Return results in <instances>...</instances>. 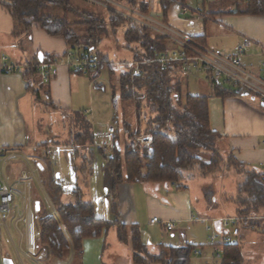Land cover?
Here are the masks:
<instances>
[{"label":"trees","instance_id":"obj_1","mask_svg":"<svg viewBox=\"0 0 264 264\" xmlns=\"http://www.w3.org/2000/svg\"><path fill=\"white\" fill-rule=\"evenodd\" d=\"M127 1L143 13L150 10L146 0ZM158 4L164 15L172 6L170 0H158ZM0 7L11 16L20 36L30 37L33 26H37L51 37L64 39L69 52L96 55L99 64L94 71L87 74L95 89H102L101 86H96L95 80L104 67L107 66L111 70L107 56L96 52L97 47L108 36L109 30L113 32L120 25L126 24L124 39L127 43L139 46L140 51L137 50L134 54L135 59L140 62L156 59L172 50L166 38L156 36L146 28L111 13L107 14L105 19L103 16L83 12L75 8L70 0H0ZM51 11L61 12V15ZM239 13L264 14V0H248L245 8ZM67 16L77 17L80 21L68 22ZM42 60L47 63L55 58L44 56ZM39 64L40 60L35 58L25 65L22 72L28 90L36 100L39 95V90L35 88L39 79ZM179 68L178 63H170L164 70H161L159 63H145L140 65L139 75L133 76L130 70L120 76L122 99L135 100L139 105L144 97L151 116L144 128L138 123V128L133 133L130 132L129 125L123 123V132L128 136L123 151L119 148L118 134L115 135L116 149L110 156L102 154L95 147L103 157V187L112 198L111 210L115 213L116 202L113 199L122 183H162L181 191L187 190L186 182L197 179L207 180L201 192L210 208L216 195L214 183L221 177L232 175L235 178L236 195L230 199L224 197V201L235 206L237 224L245 227L248 224L251 229L257 222H246L245 219L259 217L264 210V173L248 168L232 155L220 154L217 149L220 136L209 127L208 98L186 95L181 99L179 83L175 82L174 77L176 72H180L177 71ZM213 93L218 98L236 96L227 86H213ZM112 103H115L114 96ZM137 111L139 120V106ZM67 118L71 133L70 142L66 147L73 148L72 154L68 153L71 160H74L80 151L91 150L94 138L91 125L83 112H72ZM74 131L76 133L73 134ZM143 135H149L152 139L149 146L138 140ZM45 145L41 144L40 147ZM200 156H207L208 161L203 162ZM46 173L43 187L55 215L42 204L40 209L34 212L39 233L36 240V257L45 252L46 259L49 260L82 264V241L100 238L110 228H115L121 243L129 244L134 264H191L192 252L202 248L187 243L181 247L162 246L157 254H150L141 240L137 225L127 226L116 217L113 221L97 218L93 204L83 201V193L79 187L72 190L74 201L63 203L65 191L56 184L55 170L48 161ZM220 247V264H244L238 243H222Z\"/></svg>","mask_w":264,"mask_h":264},{"label":"crops","instance_id":"obj_2","mask_svg":"<svg viewBox=\"0 0 264 264\" xmlns=\"http://www.w3.org/2000/svg\"><path fill=\"white\" fill-rule=\"evenodd\" d=\"M146 1L157 20L168 25L170 29L179 34L198 39L195 40L197 43L221 55L235 54L243 38L264 46V14L247 15L239 13L245 8L248 0H231L234 8L230 10H222L219 7L205 10V5L199 4L201 3L199 0H197L199 3L193 0L198 6L196 5L197 8L192 9V3L189 0H184L183 3L191 10L190 15L186 16L175 11L173 6L164 15L162 10L158 8V0ZM18 34L19 31L16 30L13 19L6 10L0 7V183L9 184L13 188L15 197L13 211H19L18 217H20L23 216L27 206L32 208L33 214L37 212L35 211L36 202L39 203L38 210L41 204L45 205L49 211L53 209L43 187V180L46 179L47 174V161L50 162L44 154V148L47 145H56L61 150L56 162L59 163L60 157L63 155L69 167L70 179L68 184L71 186V199L66 203L74 201L72 190L79 187L80 184L76 174V171L79 170V159L77 165H74L68 153L73 152V148L66 147L67 141L63 146V143L55 141L34 140L30 133L29 122L31 123L30 114L33 107L37 102L43 100H45L44 106L48 105L52 109L64 111V116L80 111L71 110L74 103H79L78 96L75 97L76 100L74 101L72 93L73 85L79 88L80 84H83L81 79L76 77L84 75L73 72L68 67L67 53L69 50L61 37H51L37 26H33L30 37ZM23 41L26 43L24 51L20 47ZM169 43L170 48L174 49L172 42L169 41ZM3 56L5 60L1 59ZM44 56L55 58L57 74L47 82L38 75V84L35 88L39 90V95L36 100L28 90V84L23 79L22 72L25 65L35 58H38L40 63H45L42 60ZM134 61H138L135 59V54L132 63ZM263 61L264 57L261 56L259 48L255 45L250 47L241 58L243 67L254 75L260 74V64ZM2 66H13L19 70L5 73ZM178 75L179 73L176 72V76ZM90 85L92 86V83ZM210 87L211 90L205 89V95L198 96L208 98L209 127L211 131L220 136L217 142L218 151L222 156L232 155L248 168L258 173H264V107L250 96H238L232 89L236 96L218 98L213 93V86ZM90 90L92 91V89ZM90 107H92V102H90ZM75 109H80V107ZM94 130L91 125L92 135L95 133ZM41 144L46 145L40 147ZM81 153L82 156L83 154L88 155V151L82 150ZM77 158L79 156L74 159ZM2 159L7 160L3 163ZM101 166L103 171L104 162ZM68 171L66 170L67 173ZM85 173L84 181L87 178V173ZM24 174L28 176L27 179H22ZM93 174L95 173L91 172L89 176ZM56 175L60 176L61 173L55 172V177ZM205 183V181H189L185 183L187 190L181 191L175 190L174 186L162 183H122L114 198L116 202L115 213L111 210L112 198L107 195L103 186L102 191H98L99 194L95 200L88 201L84 197L82 199L84 202L93 204L94 214L97 218L113 221L116 217L127 226L137 225L147 252L157 254L162 246L181 247L187 243L199 245L195 242L194 231L191 232L188 227L182 228L181 226L193 224V196H197V190L202 196L201 189ZM213 203L210 208L218 206L216 195L213 197ZM197 205L201 209L203 208L202 204ZM153 218H158L161 221L159 225L163 232L168 231H164L162 223L171 222L175 225V229L168 232L170 238L165 243L152 244L151 232L146 231L144 220L148 221L147 229L149 230L154 227L149 223ZM223 220L220 223H214L215 230L221 237V243H238L240 245L239 242L232 240L230 233L225 230L229 224L224 227L221 224ZM206 230L210 231L209 228ZM177 234L180 236L179 239L174 238ZM245 235L244 229L237 232L235 236L244 239ZM262 239L260 238L258 243H254L255 248L262 242ZM3 250L4 246L0 250L3 254L0 255V264H3L4 259H9ZM82 250V264H134L129 244L121 243L118 240L115 228L105 231L100 238L84 239ZM41 255L42 253L36 257L37 262L35 264H40L39 262L44 261V259L45 264H68V261L46 259L45 252L44 256ZM11 262L14 264L12 260Z\"/></svg>","mask_w":264,"mask_h":264},{"label":"rangeland","instance_id":"obj_3","mask_svg":"<svg viewBox=\"0 0 264 264\" xmlns=\"http://www.w3.org/2000/svg\"><path fill=\"white\" fill-rule=\"evenodd\" d=\"M70 1L75 8L83 12L96 14L99 17L103 16L105 19L107 17V13L104 10L92 5L91 3L86 2L85 0ZM189 2L192 3V9L197 8V4L193 0H189ZM196 2L199 3L197 0ZM199 4H204L205 10H208V8L215 9L217 7L222 10H230L234 8V4L231 0H212L210 2H201ZM51 12L61 15V12L58 11ZM66 18L68 22L80 21L79 18L74 16H67ZM125 29L126 24H123L113 32L109 30L108 36L103 39L101 44L96 49V52L107 56L108 63L111 66V70H109V68L105 66L100 75L95 80L96 86H101L102 89H95L93 87V84L91 86L89 77L87 75L76 77L77 79H81L83 84H80L79 88L73 85L72 98L75 101V97L78 96L79 103H74V105L72 106L73 108L71 107V110H80L84 113L85 118L89 121L90 125H92V128L95 129V133L104 132L109 126L114 127L117 132L116 134L119 135L118 144L121 151H123L125 144L128 142V136L123 132L122 129L123 123L128 124L130 127V132L133 133L134 130L138 128V123L141 124L142 128H144L146 125V121L151 116L144 97L141 98L139 105L135 100H123L121 97L120 76L132 70V58L134 56V53L137 50L138 52L140 51L138 45L126 42V40L124 39ZM20 47L21 50L24 51L26 43L23 41ZM174 77L176 78L175 82L179 83L180 96L182 100L186 97V95H205V89L211 90L210 79L205 73L195 72L194 74H192L191 72H180L178 76H176L175 73ZM90 89H92L93 92ZM74 90L78 92L75 93L76 91ZM113 96L115 97L114 104L112 103ZM175 97L174 100L176 99ZM44 102L45 100L37 102L33 107V111H31V123L29 122L30 133L34 140L39 139L46 142L55 141L58 143H63V146H65L66 141L68 143L70 142L69 137L71 131L69 127V119L67 118V116H64V111L62 112L56 109H52L48 105L44 106ZM90 102H92V107H90ZM138 106L140 107V121L137 120ZM78 107H80V109H75ZM74 133L76 132L74 131L73 134ZM151 143L152 139L150 138L149 145ZM93 145L94 146L91 148V150H88V155L80 156L79 154V158L73 160L74 165H77V160L79 159V170L76 171V174L78 176V182L80 184L79 188H81L83 191V197L88 201L95 200L98 197V191H102L103 186V171L101 166L103 163V157L95 148V141ZM111 153L109 154V156L111 155ZM200 157L203 162L208 161L207 156ZM51 164L55 172H58L59 174L61 173V178L65 181L63 187L65 195L63 196L62 201L63 203H66L69 201V199H71V186H69L68 184L70 179L68 171L69 167L65 162L63 155H61L59 163L51 162ZM66 170L68 171V173L66 172ZM91 172L95 174L89 176ZM84 173L87 176L86 181L83 180ZM197 181H203V179H197ZM235 184V178L232 175L221 177L214 183L216 198L218 201V206L216 208L208 207L199 190H197V196H193V224H184L181 226L182 228L188 227L189 229H191V232L194 231L196 235L195 242L196 244H199L197 246H202L201 249L198 248L199 254L195 255L194 251L192 252L191 264H220L222 252L219 244H222V240L218 232L215 230L214 223H220V221L223 219L236 218L235 206L230 202L224 201V197L228 199L235 197ZM199 203L203 205L202 209L197 205ZM19 213V211L14 210L7 219L6 224L9 230V234L17 249L20 251L22 262L24 264H35L37 262L36 254L31 256V260H28L25 257L27 249L25 248L24 238L22 236L24 234V223L23 221H20L18 223L15 222V220L18 219ZM245 220L246 222H257V225L251 227L250 229V226H248V224L246 225V228L243 225L237 224V222L233 225L229 223L225 230L230 233V237L232 238V240L240 243L241 251L243 253V256L245 257L244 264H264V210L261 211L259 217H249ZM144 222L146 225V231L151 232L152 244H160L162 242L165 243V241L170 238L168 232H163L159 224L154 225V227L148 230V221L144 220ZM34 225L37 229L35 219ZM207 228H209L210 231H207ZM244 229L246 231V237L244 239H240V237L235 236L237 232H241ZM211 236L215 237L214 241L210 240ZM174 238L179 239L180 236H178L177 234L174 236ZM260 238H263V243L260 242L258 247L255 248L254 243H258V239ZM168 243L170 242L168 241ZM1 244L2 248L4 246L3 252L7 254L8 258L11 259L14 264H18L14 250L12 246H10L11 244H9L8 238L3 229ZM1 253L2 252H0V255H3ZM248 254L250 255L247 256ZM217 255H219V257H217ZM41 256H44V252ZM44 262L45 261L42 260L39 263L43 264Z\"/></svg>","mask_w":264,"mask_h":264},{"label":"built area","instance_id":"obj_4","mask_svg":"<svg viewBox=\"0 0 264 264\" xmlns=\"http://www.w3.org/2000/svg\"><path fill=\"white\" fill-rule=\"evenodd\" d=\"M94 6L104 10L107 14L111 13L116 17H120L128 22H131L139 27L150 30L154 35L168 39L174 45V49L167 54L158 56L156 59L132 63V75H139V67L147 63H159L161 70L170 63L180 64L178 71L180 72H201L205 73L210 79L212 86H227L236 92L238 96H250L256 99L264 107V61L260 64V74L254 75L247 71L241 62V58L245 52L255 45L259 48L261 56L264 57V46L256 44L250 39L243 38L238 46L236 53L233 55H221L213 50H210L203 45L197 43L194 38L187 35H182L170 29L168 25L153 16L151 9L148 13H143L136 6H132L127 0H85ZM172 6L179 14L186 16L190 15L191 10L179 0H170ZM200 2L210 0H199ZM202 16V15H201ZM205 17V16H204ZM206 18V17H205ZM5 60L4 56L1 57ZM68 67L71 71L87 75L94 71L98 64V57L94 54L78 55L73 51L67 53ZM57 65L54 61L40 63L37 66L38 74L42 80L47 82L54 78L57 74ZM5 73L17 72L19 69L13 66H2ZM179 72V73H180ZM116 129L109 126L106 131L93 134L96 148L104 155H109L116 149L115 135ZM143 145H149L150 136L143 135L138 138ZM61 150L56 145H47L44 148L45 157L50 162H56ZM7 159H2L4 163ZM27 175H22V179H27ZM56 184L63 189L64 179L60 176L54 178ZM14 190L6 183H0V250L2 249V229L4 230L9 243L11 244L18 264H23L20 251L14 244L7 227V219L14 209ZM50 213L55 215L53 209ZM34 214L30 206L25 208L23 216L15 220L16 223L23 221L24 223V245L27 249L25 257L31 260L36 249V240L39 235L34 225ZM238 219H224L222 225L225 227L229 223L234 224ZM151 225L161 223L157 218H153L149 222ZM164 231H173L175 225L171 222L162 223ZM18 231V230H17ZM215 237L211 236L210 240L214 241ZM197 255L198 250H194ZM219 257V255H217Z\"/></svg>","mask_w":264,"mask_h":264},{"label":"water","instance_id":"obj_5","mask_svg":"<svg viewBox=\"0 0 264 264\" xmlns=\"http://www.w3.org/2000/svg\"><path fill=\"white\" fill-rule=\"evenodd\" d=\"M40 56H41V55H40ZM56 178H58V175H56ZM38 207H39V203L36 202V203H35V211H38ZM3 264H12V262H11V260H9V259H4V260H3Z\"/></svg>","mask_w":264,"mask_h":264}]
</instances>
